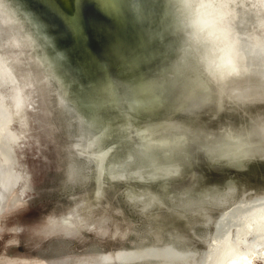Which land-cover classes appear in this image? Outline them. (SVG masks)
Here are the masks:
<instances>
[{
  "label": "water",
  "instance_id": "water-1",
  "mask_svg": "<svg viewBox=\"0 0 264 264\" xmlns=\"http://www.w3.org/2000/svg\"><path fill=\"white\" fill-rule=\"evenodd\" d=\"M213 82L173 0H0V264H264V0H224Z\"/></svg>",
  "mask_w": 264,
  "mask_h": 264
},
{
  "label": "clouds",
  "instance_id": "clouds-1",
  "mask_svg": "<svg viewBox=\"0 0 264 264\" xmlns=\"http://www.w3.org/2000/svg\"><path fill=\"white\" fill-rule=\"evenodd\" d=\"M173 7L185 54L209 80L230 78L236 52L224 0H173Z\"/></svg>",
  "mask_w": 264,
  "mask_h": 264
}]
</instances>
